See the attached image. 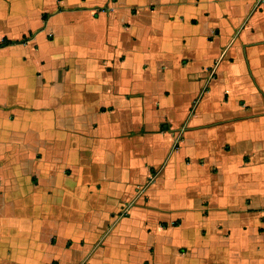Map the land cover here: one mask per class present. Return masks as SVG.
<instances>
[{"label":"crops","instance_id":"1","mask_svg":"<svg viewBox=\"0 0 264 264\" xmlns=\"http://www.w3.org/2000/svg\"><path fill=\"white\" fill-rule=\"evenodd\" d=\"M24 38L0 47V257L264 264V0H0V43Z\"/></svg>","mask_w":264,"mask_h":264},{"label":"rangeland","instance_id":"2","mask_svg":"<svg viewBox=\"0 0 264 264\" xmlns=\"http://www.w3.org/2000/svg\"><path fill=\"white\" fill-rule=\"evenodd\" d=\"M55 32H57V35L58 34L60 35V30L59 29H55ZM2 207H3V205L0 204V216H1V214H3V208ZM10 220H11V222H14L15 219H14V217H12ZM45 223H46L45 220H41L40 224H36L38 232L41 231L40 228H42L45 225ZM185 234L187 235V232H185ZM231 236L236 237L237 234L234 233V234H231ZM5 239H6L5 240L6 244H10L11 241H13V239H11V238H9L7 236H5ZM3 245H4V247H3V258L0 257L1 264H13L12 263V259L10 258V255L12 254L13 251L8 253V251H6V247L7 246L5 244H3ZM16 253H18V252H16ZM19 254H22L23 257L26 258L25 251L20 250ZM28 256L29 257H27L28 258L27 260L30 261V263L42 264V261L48 259L51 256V254H50V251L47 250V251H43L42 253H40V256H38V254L36 255V257H31V255H28Z\"/></svg>","mask_w":264,"mask_h":264},{"label":"trees","instance_id":"3","mask_svg":"<svg viewBox=\"0 0 264 264\" xmlns=\"http://www.w3.org/2000/svg\"><path fill=\"white\" fill-rule=\"evenodd\" d=\"M22 42H25V38L22 39L21 41H15V42H13V41H8V40L4 39V40L0 43V47H1V46H7V45H9V44L22 43Z\"/></svg>","mask_w":264,"mask_h":264}]
</instances>
